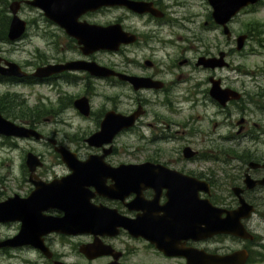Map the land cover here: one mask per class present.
Returning a JSON list of instances; mask_svg holds the SVG:
<instances>
[{
    "label": "flooded vegetation",
    "instance_id": "flooded-vegetation-1",
    "mask_svg": "<svg viewBox=\"0 0 264 264\" xmlns=\"http://www.w3.org/2000/svg\"><path fill=\"white\" fill-rule=\"evenodd\" d=\"M27 1L10 2H18L17 12L23 5L38 8ZM84 2V11L77 18L82 31L60 26L38 8L69 41L75 56L49 62L39 54L41 62L20 66L25 72L22 76L0 74L2 87L54 86L60 106L47 108L52 105L44 103L49 98L41 97L32 108L34 114L20 124L42 134L40 139H29L49 143L56 157L51 170L61 167L60 173L54 170L48 175L40 163L33 171L36 177L31 179L26 169L27 178L19 180L16 190H9L5 180L0 182V202L14 196L25 199L35 190V183L43 182L37 190L49 204L35 212L40 216L36 220L5 221L0 226L14 227V232L2 239L16 235L23 224L41 232L48 230L43 222L47 217L61 218L69 212L83 215L89 205L97 207L107 227L96 234L44 231L37 240L40 244L42 239V248L24 244L1 248L0 253L8 257L15 251L37 254V259L22 260V264L68 263L61 250L67 248L70 253L75 245L79 251L97 241L107 253L93 260L101 259L102 264H264V234L254 223V219H259L257 224L264 222V152L248 146L264 139V82H260L264 79L257 78L264 76V69L249 70L233 64L232 59L246 54L250 40H264V21L237 18L264 6V0L245 6L224 23L212 16L210 0H205L204 14L191 15L185 14V0H172L171 4L168 0ZM5 14L0 41L15 44L25 37L28 23L21 18L26 29L10 40L7 33L11 17ZM70 31H81L80 39ZM58 33L49 32V40L45 37L52 48L59 45ZM80 40L117 44L112 50L100 48L84 53ZM100 54L117 59L104 64L97 57ZM0 58V64L7 60ZM47 64H70L71 68L47 76L34 75L37 67ZM63 86L81 92L69 96ZM104 86H125L136 96L128 109H121L116 96L102 94V103L95 108L92 100L96 90ZM5 95L1 92L0 101L6 99ZM41 110L42 115H36ZM66 111L93 122V130L79 137L81 140L76 142L74 134L67 136L76 144L74 149L44 135L39 126L48 120L66 122L62 119ZM136 112L134 123L119 125L110 142L100 146L86 142V137L100 131L109 114L127 117ZM30 120L35 121L33 126ZM143 127L147 134L139 136L146 146L116 144L123 134H135ZM2 138L3 144L10 139L16 146L17 138ZM60 146L73 154L68 161L59 152ZM83 148L87 149L84 155L80 153ZM65 178L68 180L64 182Z\"/></svg>",
    "mask_w": 264,
    "mask_h": 264
},
{
    "label": "rangeland",
    "instance_id": "rangeland-1",
    "mask_svg": "<svg viewBox=\"0 0 264 264\" xmlns=\"http://www.w3.org/2000/svg\"><path fill=\"white\" fill-rule=\"evenodd\" d=\"M11 0H2L0 1V10L3 8V3L6 4V7L3 8V12L1 15L5 17L4 23L7 20V16L5 13L9 14L8 4ZM166 2V0H165ZM172 0H168V3L171 4ZM178 2L184 3V0H178ZM188 4L185 10L187 11L186 15H191L193 13L204 14L206 9L205 0H185ZM176 3V2H174ZM170 12V10H169ZM179 12H183L182 9H179ZM20 18L24 19L28 23V28L26 30V35L22 38L21 41L17 43H2L0 41V55L7 60H11L16 62L20 66L26 65L25 63H34L38 60L39 54L42 58L46 59V61L52 62L54 58H69L71 56H75L76 52L73 49L68 47L69 41H67L63 36H61L54 25H50L43 16L42 12L38 8H31L26 5L20 6V10L18 12ZM239 21L242 20H257L264 21V6L257 8L253 13L249 12L247 14H240L238 17ZM49 32L53 34L58 33L59 45H54V48L49 43ZM48 40H46V38ZM255 38L250 40L247 44V47L244 52L245 55L242 56H233V64H240L243 67L249 68L252 70L254 68L264 69V40L261 43H255ZM71 45V44H69ZM98 59L104 63L108 64L110 62L115 61L117 58L111 54H100L97 56ZM30 68V67H28ZM247 78V77H246ZM258 79H264V76H258ZM264 82V81H260ZM54 88V86H52ZM50 86H27L22 84H14L9 85L8 87H2L0 85V94L1 92L6 93H16L20 98L26 100V105L28 108H33L36 106L35 104L38 101H41L42 98H49L45 100V104H52L50 108H58L60 105L56 103V90ZM66 90V91H65ZM63 91L69 93V96H74L79 94L81 91L76 89H71L70 87L63 86ZM97 95L94 96L92 103L95 108L102 103V94L105 96H116L117 101L120 105L121 109H128L130 107V103L133 102V98L136 96V93L129 89L128 87L122 86L120 89L112 88L110 86L98 87L96 90ZM138 93V92H137ZM15 110L9 112L6 118L21 123V118L14 115L17 112V106H14ZM45 108V107H44ZM73 111H66L63 114V121H44L39 124L41 132L44 135H48V137L52 136L57 138L58 140H62L63 143H68L67 147L70 149H74L76 144H73L67 140L68 135L74 134L76 137V142L79 137L86 136L87 133L93 130V122L92 121H83L81 118L75 117L72 114ZM171 116V115H170ZM145 121V118H143ZM75 128V130H70L71 128ZM145 136L147 131L145 127L142 128L139 132L135 134H123L116 140V144L119 147L131 146V147H143L146 146V142L144 138L139 136ZM55 135V136H54ZM51 138V137H50ZM3 138L0 137V182L5 180V184L8 186L9 190H16L19 180L22 178H27V171L25 166H22L23 159L28 150L32 151V153L36 154L38 157L42 158V164H44L43 170L48 175H52L54 170L57 173H60L61 167L55 166L51 170V166L53 162L56 161L55 154L53 150L49 147V143L45 145L44 143L37 142L31 139H17L16 146L11 145V140L8 139L7 143H2ZM10 140V141H9ZM258 141V142H257ZM171 145L170 142L166 143ZM224 145V144H222ZM244 145H247L244 144ZM248 146L251 148H258L260 152H264V139L255 140L253 142L248 143ZM87 152L86 148L80 150V153L84 155ZM122 158V157H120ZM119 158V159H120ZM259 219H254L255 225H258L259 232L264 234V222L257 224ZM14 232V227L12 226H0V239L5 236H9ZM80 240V239H79ZM55 248L60 250L59 245H56ZM64 252L66 256V261L72 264H102L103 261L101 259L97 260H87L82 254L78 251V248L74 245L73 251L69 253V249L65 248L61 250ZM15 255H11L8 257L5 254L0 253V264H22V260H31L34 261L38 258L37 254H33L31 251H22L14 252Z\"/></svg>",
    "mask_w": 264,
    "mask_h": 264
},
{
    "label": "water",
    "instance_id": "water-1",
    "mask_svg": "<svg viewBox=\"0 0 264 264\" xmlns=\"http://www.w3.org/2000/svg\"><path fill=\"white\" fill-rule=\"evenodd\" d=\"M84 1L85 0H30L27 1V3L42 9L44 15L47 18L51 20H55L60 26L66 27L70 30H73L74 28L78 27V29L81 30L82 26L81 23L77 21V18L84 11V7H85ZM255 1L256 0H210L213 9L212 16L217 21H221L224 23L225 21L233 17L244 6L250 3H254ZM102 3H106L105 0H102ZM127 3H131L133 5L140 4L134 1H128ZM17 4L18 2H12L9 5V10L11 12V19L8 27L7 37L10 40H14L20 37L25 30V22L17 14V10H18ZM137 10H139V7ZM81 31L75 33L70 31L71 33L69 34L77 36L80 39V36L82 35ZM80 41H82L80 43L83 45L82 50L84 51V53H89L90 51H94L100 48L114 49L117 44V42L115 41L106 42L107 44L92 43V42L88 43L83 40ZM1 60L2 59L0 58V63ZM68 68H71L70 64H66V65L47 64L44 66L37 67L34 71V75L47 76L55 71H60L62 69H68ZM24 73L25 72L22 71L21 67L15 62L4 60V65L0 64V74L20 77ZM85 100L86 99L84 98L82 99V101L84 102ZM137 115H138L137 112L127 117H118L116 115L110 116L109 114V116L103 121L100 131L98 133L90 135L88 138H86V141L90 145H94V146H100L104 142L105 143L110 142L111 137L113 135V131H117V129H119L118 127L120 126L127 127L133 124ZM108 118L110 123L108 122ZM107 125H109V127L106 128L105 130L106 132H105L103 127H106ZM105 133H107V135L104 137ZM0 135L24 137V138L33 136L36 139L41 137V134L38 133L35 129L26 127L24 125L16 124L10 121L9 119L5 118L1 114V112H0ZM59 152L61 153L65 161H68V159L73 156V154L68 153L62 146H60ZM40 163L41 162L39 161L36 155H34L31 152L27 153L26 165L28 166V170L30 172V177H29L30 179L32 176L36 177L33 171L36 168V166L39 165ZM82 163L83 165H85L87 161H84ZM67 180L68 179L66 178L63 179L64 182ZM88 181L89 183H92L90 180ZM35 184H36L35 190L31 192V194L27 198L20 199L19 197L14 196L6 199L5 201L0 202V222L13 221V220H22L23 222H26L28 220H36L38 217L40 218V216H38L39 214L36 215L35 212L38 210L41 211L44 210L45 207L49 204H47L45 200V195L44 196L41 195L37 190L38 188L42 187L45 183L37 182ZM54 205L55 204H53V206ZM69 209L71 210V208ZM99 215L100 214L97 207L95 206L89 207L88 205L87 213H84L83 215L69 212L61 218H56L53 216L47 217V219L43 220V222L46 221V226L47 227L49 226L47 228L48 230H43V231L41 230V232H37L32 228L33 226H31V228H28V226L23 224L16 235H14L11 238H6L0 241V248L18 247L24 244H30L32 246L34 245L42 248V239H40V244L39 241L37 240L39 239V237L42 236V234L45 233L44 231H60L67 234H77L82 232H91L94 234L103 233L101 229L107 226H105V224L103 225V220ZM41 218L44 219V217ZM43 222H42V226L44 225ZM121 222L122 221L119 222V225L123 224V222L122 223ZM113 230L111 228V231ZM192 231L193 230H190L189 233L191 234ZM189 233H185V234L187 235ZM80 252L86 254L87 258L89 259L107 253L106 251L103 250V248L101 247V245H99L97 241H95L92 244L85 245V247H81ZM233 258H235L234 255ZM57 264H66V263L59 262Z\"/></svg>",
    "mask_w": 264,
    "mask_h": 264
},
{
    "label": "trees",
    "instance_id": "trees-1",
    "mask_svg": "<svg viewBox=\"0 0 264 264\" xmlns=\"http://www.w3.org/2000/svg\"><path fill=\"white\" fill-rule=\"evenodd\" d=\"M2 1V0H0ZM6 4L3 3V8H5ZM2 8V9H3ZM2 14V13H1ZM0 14V39L2 37H4V30H5V26L6 23H4L3 21L5 20V17L3 15ZM6 99H3V101H0V111L4 114V115H9L8 113L11 111L15 110L14 106H17L18 110L16 113H14V115H16L17 117L21 118V122L27 120L28 116L34 114V110L31 108H28V106L25 104L26 100L22 99L19 97V95L14 94V93H7ZM36 115L41 116L42 115V110L38 113L36 112ZM33 123H35V121L30 120V125L33 126Z\"/></svg>",
    "mask_w": 264,
    "mask_h": 264
},
{
    "label": "bare ground",
    "instance_id": "bare-ground-1",
    "mask_svg": "<svg viewBox=\"0 0 264 264\" xmlns=\"http://www.w3.org/2000/svg\"><path fill=\"white\" fill-rule=\"evenodd\" d=\"M84 213H87V209H86V208H84V210H83V214H84Z\"/></svg>",
    "mask_w": 264,
    "mask_h": 264
}]
</instances>
